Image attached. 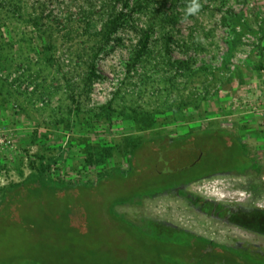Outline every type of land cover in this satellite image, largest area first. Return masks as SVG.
I'll return each instance as SVG.
<instances>
[{
  "label": "rangeland",
  "instance_id": "obj_1",
  "mask_svg": "<svg viewBox=\"0 0 264 264\" xmlns=\"http://www.w3.org/2000/svg\"><path fill=\"white\" fill-rule=\"evenodd\" d=\"M189 2L134 0L126 8L119 0H0V199L3 187L33 172L32 162H50L53 179L90 182L126 170L134 142L199 129L240 138L262 172L204 176L226 163L216 154L196 159L148 145L136 153L127 177H113L103 189L77 188L56 204L32 195L23 213L1 214L0 258L165 264L191 247L157 241L142 220L168 224L159 227L169 232L159 233L171 239L187 232L239 241L240 231L213 234L224 227L198 206H186V195L264 210V0H198L200 11L185 19ZM119 13L125 19L108 38L105 24ZM150 26L148 52L134 61ZM202 176L184 194L153 195ZM118 197L130 200L116 210L131 225L110 221ZM64 209L71 218L57 222ZM248 239L264 250L262 234Z\"/></svg>",
  "mask_w": 264,
  "mask_h": 264
},
{
  "label": "trees",
  "instance_id": "obj_2",
  "mask_svg": "<svg viewBox=\"0 0 264 264\" xmlns=\"http://www.w3.org/2000/svg\"><path fill=\"white\" fill-rule=\"evenodd\" d=\"M119 1H122V4L127 8L134 0ZM124 19L125 14L119 13L116 14L114 18L108 20V22L105 24L106 36L108 38L117 31L120 21ZM152 31L153 30L151 26L146 30H143L142 36L139 40V47L134 57V61L140 59L144 54L148 52L149 42L152 37ZM91 67V75L96 77V64L93 63ZM107 115L108 117H110L111 113H108ZM177 119H179V116L177 117ZM150 126H152V124H150ZM156 144H159L157 145L159 146L158 151H165L169 154L173 152H176L177 154L179 152H181L182 154L192 152L197 155L196 159L198 157L199 159H202L205 155L212 156L213 154H216V156L221 159V162L224 161L226 163L227 167H225V169H216L215 171H212L211 173L204 176L224 172H236L237 174H244L248 171H258L259 173L262 172L261 165L259 164L256 156L251 152L250 147L240 138L224 129H199L174 138L167 139L156 137L146 139L138 143L134 142L132 143L129 150V166L126 170L119 168L111 174L101 175L90 182H77L70 184L60 181L59 179L57 180V178L53 179L50 175V162H40L36 164L32 162L33 172L24 181L9 184L1 189L0 215L10 213L11 211L13 213H23V209L25 208L23 204L26 203L27 200L32 197V195H39L40 198H43L45 200V203L52 202L53 204H56V201L58 202V198L59 200H62V198H66L69 191L75 190L77 188L82 190L92 187L103 189V183L106 181L110 182L113 177L120 176L121 178H125L128 176V174L126 173H129L133 169L135 165V155L139 150L144 149L148 145L155 146ZM107 151L109 153H112V150L108 149ZM93 161L94 158H90L88 160V163H92ZM54 163H56V161ZM129 201L130 200L122 201V197H118L116 200H114L111 205V212L109 214V218L112 224L117 225V220H119L131 225L130 220H126L125 217L118 213L116 210L117 205L125 204ZM71 216L72 211L70 210L68 211L64 209V212L62 213L57 211V222L61 219L68 220V218H71ZM134 226L137 225L134 224ZM142 228L146 232H148L147 235L149 234L150 236H153L154 239H157V241L161 243L172 241L174 244L180 245L187 242V245L191 247L190 252L194 253V255H187V253L183 251L182 253H180L181 255L178 254V256L180 255V259L174 260L175 256H170V258H167L170 261H168V263L165 262V264H263L262 260L251 258L223 259L217 257L212 252L216 248L214 244H212L211 242L207 243L205 241H201L191 235L185 234L187 235V237L189 236L188 239H181L180 237H178V235L174 236L171 239L157 232L154 224H148L146 226H142ZM195 253L199 254L195 255ZM200 253H203V255H200ZM16 259V257H12L11 259L7 257H1L0 264H13Z\"/></svg>",
  "mask_w": 264,
  "mask_h": 264
},
{
  "label": "flooded vegetation",
  "instance_id": "obj_3",
  "mask_svg": "<svg viewBox=\"0 0 264 264\" xmlns=\"http://www.w3.org/2000/svg\"><path fill=\"white\" fill-rule=\"evenodd\" d=\"M163 160L160 162L162 163ZM245 174V173H244ZM203 177H198L188 181L178 182L168 188L161 190L160 192L154 193L161 194L169 191L177 192L178 194H184L186 192V187L191 185L193 182L202 179ZM182 196V195H181ZM186 200L189 201V204L186 206H198L200 213L209 218H213L215 221V225H220L224 227L222 229L215 228L212 233L216 236L223 235L232 236L233 233L238 234L235 237L239 240H232L231 243H228L224 240V238L220 241L211 239L207 236H196L194 234H190L185 232L187 235H191L195 238H198L201 241L211 242L216 246V248L212 251L214 255L217 257L226 259H243V258H251L256 260H262L264 264V250L255 249L252 241L249 242L248 237L251 233L256 235L262 234L264 236V210L256 208V209H238L234 207V204L229 202H214L211 200H206L201 196H197L194 194L186 195ZM145 224H154L157 232H169L168 230L162 231L159 225L168 226V224H164L158 219H147L142 220ZM184 234V238H188L187 235ZM163 235V234H162ZM168 236V234H166ZM183 236V235H181ZM178 235V237H181ZM212 236V235H210ZM214 237V236H212ZM227 237V236H226ZM253 237V236H252ZM257 245V244H256ZM211 253V252H210ZM194 255V253H187ZM199 254V253H195ZM203 253H200V255Z\"/></svg>",
  "mask_w": 264,
  "mask_h": 264
},
{
  "label": "clouds",
  "instance_id": "obj_4",
  "mask_svg": "<svg viewBox=\"0 0 264 264\" xmlns=\"http://www.w3.org/2000/svg\"><path fill=\"white\" fill-rule=\"evenodd\" d=\"M201 9V4L198 2V0H190L189 4L187 5L185 12H184V18L186 19L188 16H193L197 14Z\"/></svg>",
  "mask_w": 264,
  "mask_h": 264
}]
</instances>
